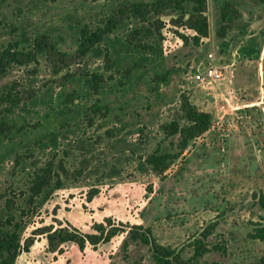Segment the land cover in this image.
I'll use <instances>...</instances> for the list:
<instances>
[{
    "label": "rangeland",
    "instance_id": "obj_1",
    "mask_svg": "<svg viewBox=\"0 0 264 264\" xmlns=\"http://www.w3.org/2000/svg\"><path fill=\"white\" fill-rule=\"evenodd\" d=\"M152 1L0 0V51L14 41L27 50L45 34L73 54L80 28L96 27L125 2ZM225 4L239 16L222 20ZM189 11L187 4L184 17ZM207 16L209 36L199 49L182 39L192 32L181 25L180 11L123 20L70 67L75 75L63 86L60 77L68 70L54 74L45 55L38 56L35 73L34 64L9 67L0 77V225L27 211L23 241L49 227L91 233L94 224L112 218L149 228L160 245L188 260L189 243L213 224L206 243L223 244L226 253L211 251L196 264H260L264 242L248 234L264 215L257 198L264 195V4L207 0ZM208 53L232 66L210 85L191 83V67ZM165 71L168 81L155 89V76ZM85 73L103 75L97 95ZM182 91L212 122L160 179L145 158L158 145L162 152L175 150L176 138H164L162 127L184 124ZM59 160L67 171L59 186L53 179L28 201L33 174L48 162L58 171ZM124 238L82 251L66 243L52 253L45 235L34 236L16 264H152L140 243L123 250Z\"/></svg>",
    "mask_w": 264,
    "mask_h": 264
},
{
    "label": "trees",
    "instance_id": "obj_2",
    "mask_svg": "<svg viewBox=\"0 0 264 264\" xmlns=\"http://www.w3.org/2000/svg\"><path fill=\"white\" fill-rule=\"evenodd\" d=\"M264 4V0H258ZM190 5V11L184 17L185 5ZM180 11L181 25L192 32L189 37L182 36L185 41H190L191 44L200 48L204 40L209 36V22L207 16V0H153L150 3L144 2H125L118 5L115 10L103 18L100 24L96 27L83 26L79 30L77 48L73 54H68L58 50L52 39L45 34L35 36L29 49H23L17 41L8 43L0 51V77L7 72L11 65L27 66L34 64L33 73L37 71L38 56L45 55L50 62L54 74H59L67 69V73L60 77V86H63L67 81L74 77V72H69L72 65H80L81 61L90 53V51L107 35L113 33L116 27L126 19H135L145 22L149 15H159L164 11ZM239 11L229 4H225L220 11L222 20H226L229 16H239ZM137 33H133L132 40L135 39ZM129 44H133L131 41ZM106 64L105 68H113V63L110 61L109 54L105 53ZM90 83L91 90L97 95L100 84L103 82V75L100 73H85ZM170 76V71H165L157 74L154 78L156 83L155 89L158 88V83L167 82ZM189 93L182 91L180 93L179 111L183 115L184 124L179 121H172L162 127L164 138H176L175 150L170 152H162L161 146L145 158V163L151 168L152 172L160 179H163L164 174L169 167L179 160L192 141L196 140L209 130L212 122V115L209 112H204L198 109L189 98ZM99 107L95 106L94 110ZM58 171L53 170V162H48L45 167L38 169L32 176L28 187L29 200L33 201L43 192L45 188L51 185L53 179L55 184L59 186L60 176L67 175L64 166V161L59 160L57 163ZM262 212L264 213V195L257 196ZM29 202V203H30ZM9 208V207H8ZM29 210V209H28ZM27 211L20 210L19 217L8 215V217L0 225V264H16L17 258L21 253H28L34 243V236L45 235L47 249L49 252L55 253L60 251V247L66 243H72L82 251L86 245L97 246L98 244H107L113 238L125 234L122 241V249L127 250L131 243H140L148 248L152 264H196L199 258L205 254L215 251L226 253L223 244L215 243L209 246L206 239L215 229V225H210L208 229L202 231L199 238H195L189 243L193 251V255L184 260L181 257L180 250L172 249L160 245L149 228H144L142 225L126 226L123 223H115L112 218H106L102 223H96L92 226L91 233L82 234L77 229L72 227H49L48 229H38L34 231L32 238H27L22 241L20 229L27 216ZM261 222L255 224L253 232L248 234V238L264 242V215ZM218 264V263H212ZM260 264H264V258H261Z\"/></svg>",
    "mask_w": 264,
    "mask_h": 264
},
{
    "label": "built area",
    "instance_id": "obj_3",
    "mask_svg": "<svg viewBox=\"0 0 264 264\" xmlns=\"http://www.w3.org/2000/svg\"><path fill=\"white\" fill-rule=\"evenodd\" d=\"M230 66L232 64L222 65L219 58L212 53H208L197 66L191 67L188 80L198 85H210L222 79L226 69Z\"/></svg>",
    "mask_w": 264,
    "mask_h": 264
}]
</instances>
